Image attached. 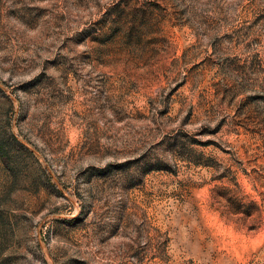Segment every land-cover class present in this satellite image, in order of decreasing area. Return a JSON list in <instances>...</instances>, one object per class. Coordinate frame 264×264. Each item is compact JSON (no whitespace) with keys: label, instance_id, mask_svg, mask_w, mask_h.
<instances>
[{"label":"rangeland","instance_id":"1","mask_svg":"<svg viewBox=\"0 0 264 264\" xmlns=\"http://www.w3.org/2000/svg\"><path fill=\"white\" fill-rule=\"evenodd\" d=\"M0 264H264V0H0Z\"/></svg>","mask_w":264,"mask_h":264}]
</instances>
